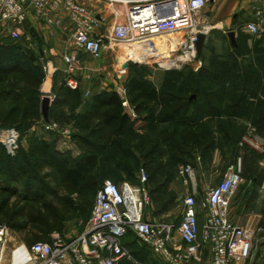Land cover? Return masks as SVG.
Returning a JSON list of instances; mask_svg holds the SVG:
<instances>
[{"label":"rangeland","instance_id":"rangeland-1","mask_svg":"<svg viewBox=\"0 0 264 264\" xmlns=\"http://www.w3.org/2000/svg\"><path fill=\"white\" fill-rule=\"evenodd\" d=\"M203 13L204 23L211 28L206 34L202 52L196 60L182 64L181 67L166 69L160 66L152 57L156 53L153 49L154 42L149 45L145 42L140 45L141 49L137 44L111 42L99 59L79 51L80 59L86 69L79 71L76 79L83 90L85 102L82 106H75L76 108L72 103H65L68 96L64 94L61 95L62 100L55 98L57 91H61L66 85L61 56V68H57L55 72L60 73L63 80L53 93L55 102L48 120H44L41 113V119L37 122L30 127L20 128L18 149L14 155L8 154L5 148L0 147V206H4L0 213V224L9 227L8 238H13V241L8 239L10 247L18 243L29 244L38 240H50L55 235L64 238L75 236L81 232L89 217L99 185L107 179L116 184L123 182L141 184L139 181L141 169L147 176V180L142 184L145 190L144 219L154 223H172L175 226L174 235L177 237L176 227L181 218L183 198L192 191L187 187L195 186L199 200L209 188L221 180L227 166L240 157L241 181L230 201V217L255 231L251 257L245 264H251L252 260L253 264L264 262V191L261 188L264 180V153L248 146H239L238 143L233 153L230 143L219 135L215 138L212 133H208L207 129L210 128L208 120L202 125V130H197L201 139L197 141L196 147L190 143L191 139L189 143L183 140L189 130L191 131L190 127L178 126L174 122L158 121L171 113L175 106L184 103L183 100L180 102L177 100L179 97L187 99L195 92H205L203 98L209 96V90L213 91L217 88L216 84L225 81V76L221 79H211L207 73L221 66L231 68L237 63L231 56L248 53V49L241 46V41L246 37H256L244 29L249 17L238 8L236 0H211ZM218 23L221 26L215 28ZM229 31L235 33L239 46L235 47L231 44ZM182 33L171 35V39L161 38L167 42ZM1 41L8 43L10 64L16 59L19 60V42L13 41L4 29H0ZM68 47L67 50L75 48L70 40ZM160 49L157 52H160ZM19 65L17 64L20 69ZM40 73L45 72L42 63L38 61L26 69V74L30 78ZM134 74L144 77L161 92L162 100L155 108V112L132 114L126 107L133 125L125 136L116 139L114 144H104L108 131H103L101 138H98V134L92 135L76 127L75 123L87 109V102L93 93L116 91L120 98L124 93L127 98L126 83ZM199 74L201 78H197ZM13 80L20 82V72L10 76V83ZM81 80L84 82L82 83ZM196 84L201 85L202 88H197ZM170 94L173 95V101L168 103L165 99L167 101L171 99ZM228 96L230 94L225 93L223 99ZM254 102L255 111L261 110L262 104ZM194 108L193 104L189 107V111H182V114L191 117ZM130 109L132 110L131 106ZM200 110L202 113L207 111ZM179 113L180 118L182 114L180 111ZM69 116L71 119H68ZM176 116L175 114L174 117ZM96 121V119L92 121V128L95 127ZM48 122L55 124L54 130L45 128V123ZM248 122H243V126L237 127L240 129L239 132L244 134L248 126L256 128L252 120L248 119ZM42 130L54 133L57 149L59 147L63 149L61 143L57 141L61 136H66L71 144V149L67 151L72 159L81 157L87 150L99 153L100 167L81 189L77 190L76 187L64 182L54 169L43 162L39 163L40 169L33 167L35 162L27 153L28 143L37 133L44 135ZM256 132L264 143V130L258 132L256 129ZM18 164L26 168L25 173L21 168L18 169ZM187 164L194 170L192 184L184 183L179 173L180 167ZM19 190L20 201L16 193ZM5 199L9 201H3ZM125 239L130 242L133 253L127 264H167L160 256L137 241L132 234L126 235ZM200 248L199 242L188 249L186 246L182 247L187 254L186 264L208 262V251L201 252Z\"/></svg>","mask_w":264,"mask_h":264},{"label":"built area","instance_id":"built-area-1","mask_svg":"<svg viewBox=\"0 0 264 264\" xmlns=\"http://www.w3.org/2000/svg\"><path fill=\"white\" fill-rule=\"evenodd\" d=\"M127 6L125 20L116 23L110 33L101 31V19L85 4L77 0H0V29L19 41L30 15L45 23L59 24L57 14L64 15L71 23L70 43L75 48L62 54L64 80L72 89L79 85L76 74L85 69L79 51L95 59L102 57L112 43L144 44L152 37H173L154 46V60L166 69L181 67L198 58L199 34L210 29L204 23L203 10L211 0H105ZM251 18L244 29L257 35L264 22V0H251ZM57 16V17H56ZM29 38V35H27ZM141 49V48H140ZM160 49L162 51L157 52ZM146 59V58H141ZM171 61L165 66L161 61ZM45 75L51 74L50 66L43 65ZM124 93V91H123ZM50 101L54 96H48ZM124 107L130 104L121 95ZM47 130H54V123H45ZM19 131L15 127H0V144L8 154L18 149ZM264 153V143L256 129L248 126L238 141ZM242 163L237 157L230 163L221 180L197 199L196 188L183 198L181 218L176 227L181 242L187 249L201 242L210 250L206 264H245L251 257L255 231L230 217V201L241 181ZM183 182L193 183L194 170L190 165L180 167ZM147 180L143 169L139 172L141 184L123 182L116 184L105 180L95 193L90 215L80 233L73 237L55 235L47 241L9 246V227L0 224V264H118L121 259H131L123 239L130 232L160 256L167 264H186L187 254L174 235L172 223H154L144 219V188ZM264 191V180L261 184ZM145 194V193H144ZM22 255L18 256L17 251ZM264 264V262L262 263Z\"/></svg>","mask_w":264,"mask_h":264},{"label":"trees","instance_id":"trees-1","mask_svg":"<svg viewBox=\"0 0 264 264\" xmlns=\"http://www.w3.org/2000/svg\"><path fill=\"white\" fill-rule=\"evenodd\" d=\"M18 42L20 44V41ZM1 46L3 50L0 51V54H3V56L7 58L8 63L6 65L0 63V84H3L2 87H0V127H15L21 135L20 128L30 127L33 123L41 119L42 98L38 88L44 78V74L40 73L30 78L26 74V69L28 66L35 63V58L19 47V60L16 59L10 64L8 43H2ZM237 46H239V44H237ZM231 58L234 62H237L233 64L231 68L228 66H221L207 73L208 77L211 79H221L225 76V81L216 84L217 88H214L213 91L209 90V96L207 95L203 98L205 92H195L194 95H191L187 99L179 97L177 100L179 102L183 100L184 103L175 106L171 113H168L167 116L158 121L174 122L177 123L176 125L178 126L190 127L191 131L189 130L187 137L183 140L189 143L191 139L190 143L194 144V147H196L198 145L197 141L201 139L197 130H202V125L208 120L212 130H209L210 128L207 129L208 133H212L215 138L219 135L230 143L232 151H234L233 153H235L237 143L243 135L241 131L239 132L240 129L237 128L238 126H243L242 123L239 122V119H250L258 132L264 130V101L257 100L263 107L261 110L255 111V102L250 100V98L256 95L238 92L240 88H246L248 81L242 79V76L249 75L251 69L248 68V66H241L242 63L239 62L235 56H231ZM17 64H20V69ZM17 72H20V82H18V80H13L10 83V76ZM242 73L246 74L243 75ZM201 77L202 76L199 74L197 78ZM195 86L199 89L202 88L201 85L197 86L196 84ZM125 89L128 102L135 114L146 111L155 112V108L162 100L161 92L152 83L137 74L129 77ZM225 93H229L230 96L224 100L223 95ZM62 94L68 96V100L64 102L66 104L72 103L74 107L79 105L82 106L83 102H85L83 90L80 85L75 89L65 85L61 88V91H57L55 98L62 100ZM170 96L171 99H168V101L165 99L168 103L173 101V95L170 94ZM202 99L205 101H201ZM54 102L55 99L49 105L48 115H51ZM193 104L195 106L194 112L192 113L193 116L190 117L186 114H182V111H189V107ZM86 108L85 112L77 119L75 123L76 127L92 135L98 134V138H101V133L103 131H108L104 143L106 145L114 144L116 139L124 137L133 125V120L123 106L122 99L116 91H98L93 93L91 97H89ZM200 109L207 111L202 113ZM179 111L182 114L180 118ZM175 114L177 115L176 117H174ZM68 119H71V116H69ZM95 119L97 121L95 127L92 128L91 124ZM0 147L4 149L1 144ZM27 153L35 162L33 164L34 168L40 169L41 166L39 163L43 162L46 166L54 169L56 174L64 182L76 187L77 190L81 189V187L84 186L83 184H87V181L91 179L94 172L100 167V155L97 151L87 150L84 151L81 157L72 159L68 151H59L56 148L55 142L36 136L28 143ZM17 166L19 170L21 168L25 173L26 168L22 164H18ZM16 193L20 201V190L16 191ZM3 201L9 200L5 199ZM3 208L4 206H0V213ZM128 234L132 233L129 232ZM125 238L123 239V244L129 247L132 255L130 242ZM127 262L128 259H121L118 264H127Z\"/></svg>","mask_w":264,"mask_h":264},{"label":"crops","instance_id":"crops-1","mask_svg":"<svg viewBox=\"0 0 264 264\" xmlns=\"http://www.w3.org/2000/svg\"><path fill=\"white\" fill-rule=\"evenodd\" d=\"M77 1L85 4L101 19V31L105 34L110 33L112 27L116 23L125 20L127 6L124 4L109 3L105 0ZM236 4L238 8L241 9V11H244L246 16L250 19L252 14L251 0H236ZM57 16L60 18L59 24L45 23V21L30 15L24 25L22 37L19 40L20 47L23 51L32 55L35 60L42 63V65L47 63L51 70L61 68V56L64 52H66L65 50L69 48L68 42L72 31V26L68 18L61 14H57ZM221 23L223 24L224 22ZM27 35H29V38ZM2 43L3 42L1 41L0 51L3 50L1 46ZM237 44L238 41H236V46ZM240 44L248 49V53L235 55V57L242 63L241 66H248V68L251 69V72L247 76H242V79L247 80L248 83L246 84L247 86L245 89L242 87L238 90V92L255 94L256 96L250 98L252 101H257L258 99L264 101V22L262 23L260 32L256 35V37L245 38ZM0 63L4 65L8 63L7 58L4 57L3 54H0ZM55 71L49 75H45V73H43L44 78L38 88L42 98L44 96H52L63 80V76ZM242 74L245 75L246 73ZM81 82L83 83L84 81L81 80ZM2 85L3 84H0V87H2ZM128 109L132 114L134 113L129 107ZM239 122H248V119H239ZM42 134L44 135L37 133L36 137L56 142L53 132L50 133L48 131H43ZM58 142H60L63 146V149L58 146L59 151H67L68 149H71V144L69 143V139H66V136H61L57 143ZM187 188L188 190H192L193 185H189ZM177 238L178 242H180L183 245L182 247H184V244L181 242L178 235ZM199 246L201 247V252H205V250L208 251L209 258V248L203 245L200 241Z\"/></svg>","mask_w":264,"mask_h":264},{"label":"water","instance_id":"water-1","mask_svg":"<svg viewBox=\"0 0 264 264\" xmlns=\"http://www.w3.org/2000/svg\"><path fill=\"white\" fill-rule=\"evenodd\" d=\"M228 37L230 39L231 44L233 46H236L235 33L233 31H229L228 32ZM205 39H206V35L205 34H203V33L199 34L198 41H197V52H198V55H200L201 52H202V48H203ZM49 105H50L49 97L48 96H44L41 99V113H42V116H43L44 120H46V121L48 120ZM251 264H253V260H252Z\"/></svg>","mask_w":264,"mask_h":264},{"label":"bare ground","instance_id":"bare-ground-1","mask_svg":"<svg viewBox=\"0 0 264 264\" xmlns=\"http://www.w3.org/2000/svg\"><path fill=\"white\" fill-rule=\"evenodd\" d=\"M221 26V24L220 23H218V24H216V26H214L215 28H218V27H220ZM207 29H210L211 27H206ZM146 42H148V44L147 45H149L150 43H155V45L157 44V43H161V45L162 46H160V48L162 49L163 48V44H165L166 43V41L163 39V38H157V37H152V38H150V39H148ZM154 49V48H153ZM162 51V50H161ZM161 63L163 64V65H165V66H169L170 64H171V61H161ZM10 238V237H9ZM10 241H13V238L11 237L10 238ZM17 253H18V256L20 255H22V253H21V249H20V251L18 250L17 251Z\"/></svg>","mask_w":264,"mask_h":264}]
</instances>
